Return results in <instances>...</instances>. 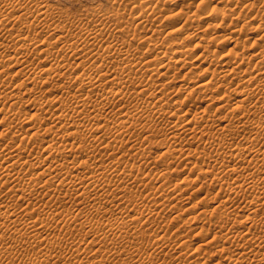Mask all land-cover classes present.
<instances>
[{"label": "bare ground", "instance_id": "obj_1", "mask_svg": "<svg viewBox=\"0 0 264 264\" xmlns=\"http://www.w3.org/2000/svg\"><path fill=\"white\" fill-rule=\"evenodd\" d=\"M47 1L48 0H0V113L3 114V117L0 120V127H1V129H0V226L1 227L3 226V228L5 227L4 230L0 229V247L1 246L3 247L4 245H5V247L7 246L6 250L5 249H4V251L0 250V264L2 262H3V264H4V262L6 264L9 262L11 263L15 260L14 255L17 251L14 249L15 246H14L13 242H15V245L17 244L16 247L17 246L20 247V244L23 243L21 241H23V240H26L25 245L28 243L27 246L31 245V248L33 246L35 249L37 248L40 250L41 247L44 245L47 252L49 251V249L51 251L53 250V252L57 251L56 252L57 255H52V253L49 254L50 253L49 252L48 256H45V257L41 256V259L39 258V260L36 257L37 260L34 259L35 262H33L31 260H30V262H26L24 260V264H47V263L49 264V260H52V258H54V259L56 258V262L57 261L61 262V261H63L62 259H64V258H66L64 260H67L68 258L66 256H63L64 258L61 256L60 249L63 248L62 246H65L64 248H66L63 255L69 254L72 258L73 257L74 258L80 257V254L85 249H86L85 251L87 253V248L89 246L83 250L82 249L84 247L83 245L75 244L73 241H69V242H72L74 244H72V243L67 244L66 243L68 246L66 244L63 245L64 244L63 242H65L64 241L65 239L62 240L64 234H62V238H60L61 241H63L62 242L63 244L60 241H58V242L56 241V240H60V239H55V241H47L48 240V238H47L48 234L47 233H49L50 229L51 228L53 229L57 225V223L59 222L57 216L55 217V216L51 215L52 216L51 219H53L51 221L52 223L51 222L46 223V222H44V219L42 220V218L40 217L39 214H41V213L39 212V210H38V212H39L38 213L37 210L33 208L34 210H32V212L29 213L30 211L27 209L28 208L30 209V207H36L37 206L38 209L41 208L42 210H45L43 212L46 213L47 208L55 207L57 209L59 207V209H60V208H62V207H60V205H62L63 203L65 204V202L67 200H70L71 203L73 201V203H75V205L77 203L84 205V207L87 208L86 210H89L91 212L94 211V212H96V215L97 214L100 215L99 213H102L104 216H107L106 213H108V209L105 206V200H103L104 203L102 201L96 202L98 200L95 201L96 194H94V193L99 194V196H100V193L107 195L106 193L108 192V187H110V188L113 186L116 187V189L114 190L116 192V190L117 191L119 190L117 188H119V186H120V187H122V189H121L122 192L120 191L121 195L119 194L120 195L119 200H121V198H123L124 194L128 190L132 191V189H130V187L132 188V186H130V187L127 186L125 184L126 183L125 181H127V182H129L130 180L132 181V179H134L138 174L140 175V173L143 172L142 171V169H143L142 165H141L142 166L141 169L136 166L139 163H141L136 158L137 161H139L138 164L133 166V168L136 167V170H137L136 175L134 174L135 168L134 169L130 168L131 170L130 171L127 170L128 172L122 170L121 172H123L122 173L123 178H122V176L120 177L118 175V173L121 170V169H119L120 164H121V160H120V158L114 159L115 155L113 154V152L115 150L114 148H116L115 145L121 144L119 146L117 145V148L120 146L123 147L122 144L124 143V141L123 142H117V138H119V136H120V135L118 136V134H121V137H122L123 136L122 133H125V131H128V133H130L129 129L132 128V126L134 124H136L135 120H138L136 118H139L142 116H144V117L148 116L150 119L152 117V116L150 117V115H153L154 112H156L155 110H161L162 111L161 116L154 114L156 117L158 116V118H159L156 120H161L162 117L166 118L167 114H170L171 116L173 115V117H176V116H174V114L179 115L180 113H183V116L187 115V117H188L189 116L188 114L190 112V110H189V112H187L185 110V108L183 109L180 107V105L182 104V102H180V101H179V103H176V105L174 104L173 107L172 106L170 107V106L166 105L167 102L164 100L165 97L167 99L166 95H169L172 92V90H168L167 88H164V86L166 84H167V86L170 87V84L172 85V83H177V88H175L176 90L174 89L173 92L176 91L175 93L177 95L178 92L180 93V89L182 91L188 90L187 91L188 97L190 96V94H192L194 88H193V85L191 86V84L193 83V81L191 80L192 78L190 79V81H188L189 79L185 80L186 77L185 78L182 77V79H184V80H181L180 79L181 77L178 76V74H177L179 71H181L180 69H182L184 67V65L187 63L186 59H185V52H183L184 50L183 51H182V49L179 50L180 49L179 47H178L179 49L175 48L174 43H176V42L170 43L171 45L169 46V48L167 47V50H164L161 47H159L157 43H151L154 41L155 37H159V36L162 37L164 35V32L162 30L159 31V29H156V30L147 29V30H149L148 32H150V33H148V36H145L143 38V40H142L143 42L141 41L142 43L146 44L147 51L145 52L143 57H140V56L137 57V52L135 50L132 51L129 48H126V46L128 45L127 40H125V42H121L120 44L114 43L116 45V47H114V48L112 46L107 47V48H102V46H101L102 45L101 43L103 41L101 39H104V43H105L106 37H107L108 43H111L108 40L109 38L112 41H114V39L117 41L116 36L119 33V31L122 29V26L124 27V25H125L124 23H126V21L123 23V20L126 17L119 13V11L121 10L120 7H119V9H115V11H113L114 16L118 17L120 19V21L115 23V24H112L111 26H109V24H108L109 27H106V25H104V23L102 22V21H104L103 18L105 19V16L109 15V13L104 14V12H103V14L100 15V9L93 10L91 14L86 13L87 16L91 18L90 20L87 18L88 20L84 22L82 19L78 18L80 20H77V21L74 20V22H72V20H71V21H69L70 23H68V24H67L68 21H66V24L64 23L65 25L60 26V25L55 24V22H54L55 11H54L53 5L52 6H51V4L49 5L48 4L49 2H47ZM122 1H124V0H122ZM127 1H130V0H127ZM202 1H205V0H202ZM230 1H232V0H230ZM230 1L228 2V0H227L228 3H230ZM238 1L236 3H238ZM242 1L244 2L243 3L244 5H246V4L250 5V3H249L250 0H242ZM242 1L240 0V4ZM256 1L257 0H255V2ZM154 2H155V0H154ZM156 2H157V0H156ZM219 2H220V0H219ZM255 2H253V6L251 4V6H252L251 8H253L254 6L257 5V4L254 5ZM127 3H128L127 5L132 3L131 4L132 7L130 9L131 14H129V17L131 15L132 16L131 18L134 20V24H136L138 26H142V27H144V29H145L146 25L152 24V21H153L152 19L155 17V15H157V14L161 13V11H163L162 8L160 7L161 5L159 4L160 5L159 6L158 3L154 4L153 0H132L131 2H127ZM233 4H234V0H233ZM258 4H260V3H258ZM263 4L264 3L260 4V6H263ZM173 5H177V3H173ZM244 5H243V7H244ZM258 6H256V7L258 8ZM236 7L238 8L237 5H236ZM247 7H248V9H250L249 8L250 6H248V5L246 6L245 9H247ZM226 8H225V11H226ZM228 8H229V6H228ZM254 9H252V11H254ZM260 9H261V7L258 10H260ZM221 13H220V16H221ZM223 13H226V12H223ZM236 13H238V12H236ZM197 14H195V12L192 13V16H189L187 14L186 20L187 19L188 20L191 19L192 21L200 20V17H199L200 15L198 16ZM253 14H255V12ZM253 14H251V15H253ZM257 14H259V13H257ZM251 15H249V16H251ZM256 15H254V17H256ZM222 16H223V14H222ZM246 16H248V15H246ZM259 16H262V14H259ZM259 16H258V18H259ZM107 17H109V16H106V18ZM175 17H177V16H175ZM179 17L180 16H178V18ZM178 18H176L175 19L176 22L174 21L175 23H173V26L175 28L176 27L178 28V26L180 24V18H179V20H178ZM202 18H204L203 15H202ZM224 18H226V17H224ZM236 18H238V17H236ZM258 18L256 19L257 21L260 20V18L259 19ZM99 19H101V20H99ZM244 19H246V18H244ZM252 19H255V18H252ZM262 22L264 23V21H261L260 23H262ZM251 23H250V21H248V23H246V25L245 24L243 25L244 28L247 27L248 25H250ZM186 24H187V21H186ZM215 24H217V23H215ZM261 25H258L257 28H260ZM212 26H213V24H212ZM218 26H219V24L216 25L215 27H218ZM240 26L242 27V25H240ZM183 27H185V26L184 25L179 26L178 31L177 30L176 31L180 32ZM241 27H240V29L243 28V27L242 28ZM261 28H263V27H261ZM215 29H217V28H215ZM184 30H185V28H184ZM258 30H261V29H258ZM182 31H183V29H182ZM241 31H243V30H241ZM146 34H147V32H146ZM164 37H166V36H164ZM241 37H243V36H241ZM246 37H247V35L244 36V40H248V38H246ZM262 37H261V40L263 39ZM216 39H218V38L216 37ZM259 39H260V37H259ZM100 40H101V43L98 47L101 46V48L96 49L95 48L96 44ZM213 40H215V39H213ZM213 40H212V42H214ZM238 40H239V37H238L237 41H235V39L231 41V43L233 41L237 42V43L234 42L235 43V44H233L234 47H235V45H237L241 42V40H239L240 42ZM210 42H211V38H210V41L208 40V42H207L208 44H206V43L203 44V42H201L202 44L200 43V45H199L197 43L198 46H196V47H198V48H196V49H199L200 51L204 52L209 48ZM253 43L255 44V43H257V41H255ZM254 44H253V46H254ZM259 45H261V44L260 43L255 44V46L260 47V48L256 49L253 52L255 54H253V53H252L253 55L251 54L253 57H255L254 59H256V62H255V64H253V68H252L251 72L250 71L247 72L248 70L242 69V64H243L242 61H244V59L242 57L244 55H246L245 54L246 52L243 51L245 49V47H243L244 49L242 48L243 52L240 51V53H239V51L237 53V52H235L234 49L230 48V52L233 53L231 56L226 55L225 57L222 56V57L217 59V60L220 59V61H219L220 68H218L219 66L217 67L218 69L215 68L213 70H210L209 67L205 68V69L203 68L204 70L202 73L203 74L208 73L210 75L207 76L206 78L202 79L197 84V86L195 87V88H199L198 92H200V90L202 91L201 94L202 93L207 94L209 92L213 93L215 90H220L221 88L223 89V87H224L225 90L223 91L221 89L222 90L221 91L222 96L221 95L220 96L222 98H228L227 99L228 102L232 101L233 104L232 103L231 104L233 105V107L230 108L231 104L228 103L227 101H226L227 103H225V100L222 99V100H224V104H220V106L217 108L222 110L221 108H223V107L226 108V105L230 104V105H228V107L231 109L232 114L236 111H237L236 113H238V111H239V115L235 117L236 118L235 122L238 123V124H235V127H232L233 124L235 123L232 120L234 122L233 123L231 121L233 123L232 126L231 125L228 126L227 125L228 123H227L225 126L223 125L221 127L220 125H218L219 124L218 123V124H216V126L218 125V129H216V132L210 130V127L213 129L212 126H214L215 121L212 120L213 121V123L211 122L213 124L212 125L211 123H209L211 121V120H209L210 118L205 117V115L209 111H212L209 109H208L209 111H207V108L209 106L208 105V106L204 107V109H202V111L200 110L201 112L199 111L197 114L195 113L196 114L195 116L192 114L191 118L185 119L184 117H186V116H184V117L182 116L186 120V121H184V122H186V123H184V125L180 121L181 119L177 118L180 121V124L182 123L180 125L181 127L179 126V123H178V126L180 128H182V126H183L182 130H183V132H185V134H181L182 130L180 131L178 129L179 130L178 131L175 129V127H173L175 130L173 129L174 131L173 132L171 131V133H172L171 139L174 138V139H172V142H173V140L180 138L182 135H184V138H185V135H187L186 134L187 132H189L188 134H190V133L195 134V136H193V139L195 137H197L198 136L197 134L199 133L200 136H198V137L200 139H204V140L206 139V142L204 141L206 143L204 145H207L206 147H208V145H209V146H211V148L213 147V148L217 149V151H215L217 156L213 155L212 153H210V154H212L213 157L206 156L205 154L207 152L203 151V152H205L204 156H206V157H203L202 156L203 154L200 155L202 157L197 155L198 156L197 161L194 162L195 161L194 159H196V158H194L193 159L194 161L192 160V163L194 162V165H196V166H197V164H200V163L205 164V165L201 166L203 169L200 166H198V168H200L202 170H204V166L207 168L211 166L213 170L216 169L217 173H215V171H214V173H215V174H213L214 176L212 178L211 177L210 178L216 181V185L214 183L215 186H217L218 181H221L224 179V181H225L224 184L227 185L228 187L221 186L220 184H219V187L221 186V188H223V189L225 187L229 188L228 191H230L231 194H227V197L231 198L232 192L236 193L235 195H239V197H241V193H246V192H250V191H254V192L257 191V193H258L256 197H255V195H256V193H255V195L252 197L254 200H251L252 203L254 201L256 211H253V209H251L250 213L248 212L249 213L248 214V213H246L248 211V209H247V211L245 210L246 211L245 213L247 214V216H246L243 213V215L246 218V219L244 218L245 220H243V217L241 216L242 220L246 221V224H248V226L244 227L245 229L244 230L242 229L241 231L239 229L235 230V227H237V225L239 227V225L241 224L240 222L243 223V221L241 219L237 220V215L235 216L236 212H234V208H233L234 206L233 205H232L233 209L231 208V205H230V207H228L229 205L227 206V204L229 202H231L229 200L228 203H226L228 198H227V200H224V201H222V200L220 202L218 201L219 204L217 203L215 208H213V210H217L219 208L221 209V207L225 208V209L222 208V211H221V213H223V211L225 210V212L223 213L224 215L223 214L221 215V213L219 215H217V217L218 216L219 217L214 222L211 221L212 219L211 220L209 219V217L213 216V213H214L212 210V206H211V209L209 208L212 212L208 208H207L208 209L207 211L205 209L201 210L202 209L201 208L197 211H194L193 212L194 214L191 212L193 214V215L191 214L192 216L189 215L192 219L188 218L190 220V221L189 220L188 221L191 222V220H192L193 224H194L195 222L198 221V219L200 218V215L206 216L208 212L211 214V216H207L208 218L204 216L205 220H208V223H205V224H209L210 222H212L211 223L212 228L214 227L216 230L212 233L210 232L211 234H209V232L206 231L207 233L204 235H206V236L211 235V236H208V237H210V239L208 241H206V240L205 241L209 242L210 244L214 243V242L218 244V248L216 247L217 251L215 249V252L217 253L216 256L221 255L224 258L226 257L227 259L226 258L225 259L227 260V264H264V221H263L262 226H260L258 231L256 229H254L255 231L258 232V234L260 236L259 235L257 236V234L253 230V228L256 227L257 223H258V227H259V222H261V220H262V218L260 217L261 219H258V220H260L259 222H257V223L253 222V221H255V218H254L255 215L254 214L257 212L258 208L260 209L262 206H264V171H263L264 170V168H263L264 167V152H263L264 150H262V151L260 150V148L262 147V144H261L262 142L260 143L261 147L259 149L256 148V146L259 145L258 144L259 143L258 140H260L259 137L260 136H261V138L264 137V136H262V135H264V134H262L264 132V119L262 118L264 115V104H262V105L259 104L260 103L259 99L261 97H264V82L261 79L262 76H264L263 75L264 74V48H263L264 45L263 44L261 46H259ZM237 46H239V45H237ZM213 51H214V53H216L215 52L216 50L213 49ZM181 52H183V53L181 54ZM13 53H15L16 55H14ZM226 54H228V53H226ZM203 55L204 54H201V56H202L201 59H203V60H201V62L202 63L208 62L207 60L209 59L208 58L209 56L206 57V55L205 56H203ZM249 55H248V57H249ZM150 57H154V60H151V62L149 60ZM32 58L33 59L36 58L37 61H34ZM198 59H199V57H198ZM248 59L251 61L250 57ZM10 60L14 61V64H11L12 66L10 65L11 67L8 66L10 63L7 62ZM152 61H153V63L155 62L154 65L152 64ZM212 62H211V64H212ZM6 63H8V64H6ZM13 67H14V69L15 68L16 69L18 68V69L15 70L14 72H11L9 69L10 68L12 69ZM175 70H177L178 72L176 73ZM172 71H174L175 73ZM171 72L173 74H171ZM147 73H149L150 75L148 77H145L148 75ZM20 75H22L19 78L20 80H18L15 83L13 82L11 84L12 80H14L15 77H19ZM153 76H157V78H158V79L156 78L157 80H160L159 79L160 77H163V78L166 77L167 80H166V82L164 81V84L165 83L166 84L164 85L161 83L160 84L157 83V80L154 79ZM237 77H240L241 79L237 80L236 82L233 81ZM223 78H229V80L226 84H225V82L227 80L225 82H221V80ZM8 81H11V82L9 83ZM129 81H131V82L135 81V86H134V88L132 87L133 88L132 90H129V91L124 90L123 91V90H120L121 88L119 89V87H121L120 85L122 83L124 84L125 82H129ZM242 83H244L243 84L244 86H243V88H240L239 86ZM238 88H240L241 90L238 91ZM165 89H167L166 91H170V93L163 91ZM194 91H195V89H194ZM166 93H168V94H166ZM234 93H236V95H234L235 97L233 96ZM173 95L175 97L174 93H173ZM198 95H200V93ZM172 97H170V98L168 97V100L171 99ZM186 97H187V95H186ZM197 97H199V96H196V98H195L196 100H198ZM218 97H219V94H218ZM183 98H184V96H183ZM192 98H193V95H192ZM126 99L131 100L130 101L131 103L132 102L135 103V104H133V106L136 105L135 111L130 110L127 107L128 105L124 104V102L127 101ZM184 99H186V98H184ZM189 99L191 100V98H189ZM189 99H187V100H189ZM187 100L185 103H187ZM214 100H215V97H214ZM128 101H127V103H128ZM170 101H173V100H170ZM260 101H261V99H260ZM23 104H24V106H28L30 108L31 112L25 111V109H24L25 107L22 108ZM169 104H170V102H169ZM165 105L167 107H165ZM134 108H135V106H134ZM229 108H226V109L228 110ZM184 110L186 111V113H184ZM215 112H216V110H215ZM156 113L158 114V112H156ZM211 113L210 114L208 113L207 115H211ZM232 114H230V115H232ZM259 114H262L261 118L263 120L261 122L256 123V121L254 120V124H253V123H251L253 121L252 118L249 121L251 116L253 117V115H259ZM106 115H109V117H110V115H114L115 117H117L118 122L113 123V120H112V124H110L111 122L104 123L103 121H107ZM170 115H167L168 116L167 119H169V120L166 119L167 121H165V119H164L162 121L167 122V124H168L170 122V118H169ZM40 116H42V117L40 118ZM232 116H234V114ZM177 117H181V116L179 115ZM209 117H211V116H209ZM222 117L220 116L218 118L220 119ZM228 117H230V116H228ZM255 118H257V117H254V119ZM258 118H260V117H258ZM47 119H49L48 123L46 121ZM139 119H141V118H139ZM259 120H257V121H259ZM174 121L175 120H173V123H174ZM202 121H206L205 125H204V122H202ZM221 121H223V120H221ZM226 121H227V119H226ZM249 122L251 124H248ZM145 123H147V121ZM202 123H203V125H202ZM136 126L134 125L135 128H136ZM170 126L172 127V125H169V128H170ZM179 127H177V128H179ZM170 129H172V128H170ZM220 130H221V133H222V130L225 132V134L224 133L222 134L223 138H222V136H221V138H219V137L215 138L214 136H216V134L218 133V131L220 132ZM112 132L116 133V135L118 137H116V135H115V137H114V135H112L113 139L110 138L111 140L107 141L106 140L107 136L112 134ZM169 132H170V130H169ZM169 132H168V134H169ZM209 132H212V133L214 132L216 134L205 136V135L209 134ZM236 132H237L236 135L238 138L243 136V139H244L243 143L245 142V140H247L246 141L247 144L245 143V145H246L245 147L247 149L243 148V149L239 150V146L237 145L236 148H238V149L237 150L235 149V151H232L231 153H229L227 150H224V148L227 149V147H225V146L230 145L232 143L231 140H233V142H234V139L236 137V135L234 133H236ZM247 133H249L250 135ZM233 134L235 135V137H233L234 136ZM245 134L249 135L250 137L249 136L246 137ZM131 136H130V138H131ZM203 136H205L206 138H204ZM130 138H128V139H130ZM197 138H195V140ZM249 138H251V139H249ZM178 140H180V139H178ZM178 140H177V142H178ZM195 140H194V142L196 143L197 141H195ZM238 140L239 139H237L236 141H238ZM241 140H239V142ZM120 141H121V139H120ZM198 141H200V140H198ZM187 142H189V141H187ZM204 142L200 141L201 144ZM113 143H115V144H113ZM125 143H126V140H125ZM125 143H124V145H125ZM127 143L126 144L128 146L130 144V142L127 141ZM200 143L198 142L199 146H201ZM243 143H242V145L244 146ZM112 144L114 146H112ZM131 144H133V143H131ZM149 145H151V144H149ZM178 145H180V144H177V146ZM134 146H131L130 148L132 149V147H133L134 149H136V147H134ZM233 146H235V144ZM112 147H114V148H112ZM165 147H167V145ZM190 147H191V144H190ZM190 147H188V148H190ZM195 147L198 148L197 146H195ZM144 148L147 149V147H145V146H144ZM196 148H195L196 152L192 149H191V151L198 153L199 148H198V151ZM208 148H207V150H208ZM38 149H42L40 151H43L42 155L44 153L45 156H42V155L37 156ZM118 149H116V150H118ZM141 149H143V148H141ZM146 149H143V150L145 151ZM177 149H179L178 150L179 151L178 155H179L181 149H180V147ZM248 149H249V152H251L252 157H249V155H247V154H246V157H244L245 152ZM35 150H37V151H35ZM112 150H113V152L111 153ZM147 150H148V152L151 151L150 149H147ZM243 150H246V151L243 152ZM34 151L36 152V155H34V153H33ZM144 151H143V153H144ZM146 151H145V153H146ZM170 151H171V149H169V152ZM173 151H174V149H173ZM191 151H190V153H191ZM200 151H202V149ZM108 152H110V153H108ZM137 152H139V150ZM165 152L167 155L170 156V158L173 157V156H171V153L168 154L169 153L168 149ZM165 152L163 151V154H164V156L167 157ZM174 152H176V151H174ZM107 153L110 155L113 154L114 156L113 157H107L106 156ZM114 153H117V152L115 151ZM129 153H127V155H129ZM132 153H130L131 156L133 154H136V153H133V154ZM140 153L141 152H139L138 154L141 155ZM199 153H201V152H199ZM39 154H40V152H39ZM182 154H184V152ZM210 154L208 153V155H210ZM122 155L120 154V156H122ZM172 155H173V153H172ZM195 155L191 154L190 157L195 156ZM103 156H105V157H103ZM120 156H118V157H120ZM146 156H144V157H146ZM142 157H139V158H142ZM166 157H164V158H166ZM184 157H185V154H184ZM190 157L188 156V158H189L188 161L190 160ZM133 158H131V159H133ZM153 158H150V159L153 160ZM178 158H180V155L177 156V159ZM191 158H193V157H191ZM212 158H214V159H212ZM121 159H123V156ZM142 159H144V158H142ZM142 159H140V160H142ZM157 159H158V157H157ZM168 159L169 158H166L167 161H168ZM156 160H154V161H156ZM154 161H151L150 165H151V163L153 164ZM241 161H242V163L245 162V164H247L246 168L252 164H253V166H251L249 168H254L253 171L250 173H248V170H246L248 176L245 174L247 176L246 177L243 174V177H246L245 179L242 178L244 180L241 181V178L238 177V179L240 180L239 181L238 179L235 178L237 176L236 175L234 177L235 179L233 178L231 185H230L226 182V180L228 178L225 180V177L222 178L220 176H217V174L218 175L222 174L224 176H226V174H227L228 176L229 175L231 176L233 174H236L237 172H238V174H241L242 172L241 173H239V172L242 170H240V166H238L241 164L240 163ZM133 162H134V160H133ZM210 162H213V163L210 164ZM229 162L231 163L230 165L224 164V163H229ZM235 162H237L238 164ZM123 164H125V163H123ZM130 164L127 163V165H129V167H130ZM144 164H146V163L144 162ZM190 164H191V162H190ZM219 165H221V166L218 167ZM64 166H66V168H67V169L65 168L66 172H65V170H63V172H61L62 171L61 168L62 167L64 168ZM166 166H167V164H166ZM242 166H241V169H242ZM131 167H132V165H131ZM243 167H245V165ZM37 168L38 169L43 168V169H41V171H37L38 170ZM35 169H37L36 172H35ZM166 169H165V171H166ZM143 170L145 171V169H143ZM167 170L169 171V169H167ZM172 170H174V169H172ZM202 170L200 172H198L199 173L198 175L196 174L197 179L194 177L193 180L194 181H202L201 183L203 184L204 182L206 183L210 180L209 179L208 181H206V178H207L208 174L211 175V173H213V170L211 173H207L205 176H204L203 172H205L206 170L205 171H202ZM218 170H219V172H218ZM243 171L245 173V169ZM150 172H147V173L149 174ZM169 172L168 173H166V172L160 173V175L158 176L159 177L158 181H159L160 185L158 187H156V190L164 191L165 189L170 188V187H172L171 190H173V189L176 190V189H180L182 187V186L181 187L178 186L179 183L178 184L176 183L177 185L176 184L175 185L171 184L172 186L170 185V183H173V182H170V180H169V182H170L169 183L167 181V179H169L168 178ZM192 173H193V171H192ZM143 174H145V173H143ZM141 176L138 177V180L141 178ZM153 176H155V175H153ZM153 176H150V174H149V177H153ZM126 177L129 180H125ZM132 177H134V178H132ZM142 177L144 178L145 176L143 175ZM177 179H179V178H177ZM231 179H232V177H231ZM190 180H185V181L183 180L181 182L185 184L184 185L185 187H191L192 183ZM131 181H130V183H132ZM139 181H137V184ZM142 181H143V179H142ZM142 181H141V186L144 184V183H142ZM213 182L210 185H213ZM147 183H149L148 180H147ZM201 183H198V184L200 185ZM205 183H204V185H205ZM150 185H151V183H150ZM194 185L196 186V182ZM205 186H204V188H206ZM207 187L210 188L209 186H207ZM146 188H148V186H146ZM154 188H152V189H154ZM200 188L198 187L197 189H200ZM202 189H203V187L200 190L201 193H202ZM140 190H141V188H140ZM216 190L214 189V192ZM177 191H179V190H177ZM206 191H207L206 193L208 194V189ZM216 192L218 193V191H216ZM221 192L223 193V191H221ZM225 192L222 196H221L222 193L219 192L220 195H218V198L220 196L222 198H225V195H226ZM133 193H135V192H133ZM136 193H137V191H136ZM158 193H156V191H155L153 194H155V196H157ZM161 193H160V196H162ZM203 193H205V191ZM251 193H249V194H251ZM61 194H63V196H60ZM93 194L95 195V197H92ZM128 194H131V192ZM179 194L180 193H178L177 195H179ZM113 195H114V193H113ZM116 195H118V194L116 193ZM126 195L127 194H125V196ZM141 195L143 197V194H141ZM141 195H139L137 200H139V199L143 200L144 199V198L142 199L140 197ZM145 195H144V197H145ZM163 195H164V193H163ZM177 195L169 196L170 198H168V199L166 198L164 200H168V202H169L173 198L178 199ZM245 195H247L249 197L248 193H246ZM245 195L243 196V194H242V196L244 198H246ZM252 195L253 194H251V196ZM149 196H152V195L150 194ZM155 196H152L151 198L149 197L148 198L149 200L147 198H145V201H147V202L150 201V204H151V206L150 205L149 206L147 205V206L149 208L153 207V209L150 208L149 211L147 210L148 214L146 213L147 208L145 209V206H144L145 204H143L145 210L142 209L143 211H145L144 212L145 215L140 210L142 213L140 214L138 212L140 214V216L138 215L139 217L136 214H135L136 217L130 216L129 211L128 212L126 211L127 214H124L125 216L123 215V216H120L117 218H114V216H113V218L111 217L112 219H109L107 217L105 218L102 215L100 216L99 219H97V217L93 218L95 215L93 217H91L92 214L89 215L91 212L90 213L86 212L87 215H89L90 217L86 215V216H83L82 218H80V217L75 216V215L72 216L75 213L74 212L73 214L71 213L72 215H70L68 217H67L68 214L65 215V217H67V218L62 221V224H61L62 226H60V230H62L63 232L68 231L69 232L68 235H69L70 232L72 234V231L77 229V228H81V227H82L81 229L86 228V233L90 232L91 230L93 233V231H95L94 230L95 228L98 227V229H99V227H101V229H99L100 233H99V231L94 232V234L97 236L98 240L100 238L101 244H98L99 241L97 242V240H96L97 245H94L95 242L93 239H95V238L91 239L92 238L91 237L90 238L92 240L91 241L90 239L89 240L87 239L89 237V235H88V237H86L84 235L86 237V239L88 241H90L87 243V245L91 244L92 247L93 246L96 247L95 251L92 250L95 252V255H96V253L98 251L101 252L105 248L106 243L109 242V243L113 244L114 246H115L114 243H116V244L118 243L120 245V247L117 250L111 251L112 250L111 249L110 250L111 252H108V253H110L109 254L110 258L113 259V261L116 260V263L119 259L122 260L121 258H123L125 256V252L129 251L130 249H131L130 256L128 255L129 254L128 252H127L128 254L126 253V256H129L128 261L126 263H125L126 260L123 261L125 264H147V263H152L151 261H153V260L154 261L156 260V262H158V261L164 262L165 261L164 259L161 260L162 255H164V253H162V252H164V251H166V253L168 252L166 254L167 256H168V254H169V256H170V254H172L174 256V257L172 256V258L179 260V261L181 258L180 254L185 253V255L187 254L188 256L191 257L192 255H194V251H192L189 254V251H188L189 244L187 243L188 241H182L180 243V240H178V243H176L175 245H172V244H170V242L168 241V239L165 236L159 234L160 231H158V230L157 231L154 230L155 232H157V234H156L157 237L154 238V234H153L151 237V239L153 238V241L150 239V241L153 242V243L151 242V244H152L154 252L152 254L148 255L149 251L147 250L148 251L147 252L145 249V251L148 255L147 256L145 254V252L142 250L143 249L142 239H143V236L145 235L146 231H148L146 226H151L150 223H152L153 221L156 222V219H157L156 217L161 215L160 211L162 213V211L165 210V209L162 210L163 208L159 209L160 208L159 206H161V204H162V202H161L162 198L160 199V198H158L160 196H158V197H155ZM214 196H216V195H214ZM101 197L97 196V199L101 198ZM116 197L118 198V196L112 197L111 203L115 200ZM126 197H125V199H126ZM235 197L237 198L238 196H235ZM9 198L14 199L15 201H13V202L21 201L20 202L21 204L19 203L20 205L17 202V205H19L20 207L16 208L15 205L13 206L12 202L10 204L7 201V199H9ZM92 198H95V199H92ZM131 198H133V197H131ZM203 198L204 197H202L200 200H203ZM238 198L236 200H238ZM205 199H207V198H205ZM119 200H117V201H119ZM130 200H132V199H129L128 201H130ZM141 200H139V201L141 202ZM236 200L234 199V201H236ZM9 201H10V199H9ZM106 201H107V199H106ZM126 201H127V199H126ZM126 201H124V198H123V201H122V202H124L123 204H125ZM211 201H214V199ZM232 201H233V199H232ZM242 201H244V200H241L238 203H240V202L244 203ZM101 202L103 204H101ZM120 202H117V203L121 204L122 202L121 203ZM197 202H198V200H197ZM216 202H214V204ZM248 202H246V203H248ZM108 203L110 204V200ZM138 203L137 202H135V203L130 202V205L132 204V206L137 207L139 205ZM201 203H203V201ZM206 203H203V205ZM119 204L117 206H119ZM22 205H25V206L22 207ZM66 205H68V202L66 203ZM114 205H115V203H114ZM126 205H127V203H126ZM62 206H65V205H62ZM74 206H72V204H71V207H74ZM171 206H170V208L172 209ZM193 206H195V205H193ZM240 206L238 205V207L237 206H235V207L238 209ZM71 207H70V209H72ZM81 207L79 206V208H81ZM121 207H123L122 210L126 209V207L124 208V206H121ZM242 207L248 208L245 204ZM55 208H53V211L55 210ZM128 208H129V206H128ZM167 208L170 209L169 207H167ZM41 209H40V211H42ZM49 209H48V211L53 212ZM140 209H141V207H140ZM171 209H170V211H171ZM61 210H64V209H61ZM137 210H139V209H137ZM137 210H136V212H137ZM172 210H174V209H172ZM178 210L180 211V209H178ZM186 210L188 211V209H186ZM190 210H191V208H190ZM238 210L243 211L244 209L239 208ZM82 211L85 212V209ZM118 211H120V209H118ZM118 211H117V213H118ZM133 211L135 212L134 209H133ZM179 211H177L178 213H176V211H175V215L173 217H171L172 219H174V221H176L175 219L180 217ZM260 211H261V209H260ZM262 211H263V214L261 213ZM262 211L260 212V214L259 213L258 214L259 215L262 214V217H264L263 208H262ZM97 212H99V213H97ZM86 213H84V214H86ZM123 213H125V212H123ZM123 213L119 212V214H123ZM195 213H197V214H195ZM42 214H41V216H43ZM62 214L64 215V212ZM114 214H115V212H114ZM216 214H218V211ZM46 215L49 216L48 213ZM54 215H56V214H54ZM57 215H58V213H57ZM63 215L61 217H63ZM78 215H80V214H78ZM112 215H113V213H112ZM162 215H163V213H162ZM239 215H241V214H239ZM51 216H49V218ZM102 217L105 219H102ZM108 217H110V216L108 215ZM160 217H159V220H160ZM214 217H215V214H214ZM217 217H215V218H217ZM162 218H161V220H162ZM165 218L166 217H164V220H165ZM168 218H170V216ZM46 221H48V220H46ZM174 221H173V223H174ZM237 221H240L239 222L240 224H237L238 223ZM59 223H61V222H59ZM230 223L232 225H230ZM198 224H199V222H198ZM198 224H195L194 227L191 226L193 228L190 227V229H191V231H192V229L193 230L195 229V231H196V229L197 230L199 229V233L203 234L206 230L203 226L204 224L202 226H198ZM210 225H208V226H210ZM78 226H81V227H78ZM241 226H245V224H243ZM56 228H57V226H56ZM10 230H12V231H10ZM57 230L59 231L58 228H57ZM163 230H165V229H163ZM174 230L177 231L176 229H174ZM51 231H53V230H51ZM62 231H60L59 234H61ZM178 231H180V229ZM54 232H55V230H54ZM80 232H82V231L80 230ZM130 232H131V234L134 233L135 235L134 234L131 235ZM259 232H261L262 235ZM50 234L51 233H49V236H50ZM65 234L66 235L64 236V238L67 236V232ZM78 234H80V233H78ZM89 234H90V236H92L91 233H89ZM44 235H46L47 237ZM177 235H175V236H177ZM199 235H197V236H199ZM53 236H52V238H54ZM179 236H181V235H179ZM243 236H246L247 238L242 239L241 242L238 241V240H241L239 238L243 237ZM82 237H83V234H82ZM172 237H173V235H172ZM183 237H185V236H183ZM190 238H189V240H190ZM29 239H31V240H29ZM144 239H143V241H144ZM203 239H202L203 242L200 240L201 241L200 245L204 244V246H205V243H204L205 241ZM67 241L68 240H66V242ZM80 241H78V242L80 243ZM85 242H87V241H84V243ZM84 243H82V244H84ZM144 244H145V242H144ZM146 244H147V246L150 245L148 243H146ZM11 245H13V246H11ZM211 245H213V244H211ZM21 246H23V245H21ZM107 246H106V248H107ZM141 246H142V249H141ZM214 247H215V244H214ZM23 248H24V246H23ZM111 248H113V247H111ZM127 248H129V250ZM7 249H9L10 252ZM17 249H19V248H17ZM57 249H59V250H57ZM91 249H93V248H91ZM199 249H200V247H199ZM25 250L28 251V249H25ZM31 250L36 252L34 249H31ZM39 250H37V252L40 254ZM62 250H64V249H62ZM14 251H16V252H14ZM140 251L142 252L143 255L145 254L147 256L146 260H142L144 257L141 259ZM105 252H107V251H105ZM151 252H152V250H151ZM17 253L19 254V256L22 255V254H20V252H17ZM108 253H107V256H109ZM41 254L44 255L45 253H41ZM209 254H210V252H209ZM85 255L83 258H86V261L83 258H82L83 260L81 258H80L81 260L79 258L77 259L79 261V264H111V262L113 264L115 263L111 259H110L111 261L108 260L109 258L107 256H106V258H108V259H106V260H102V259L98 260V259H100V258H98V259H96L97 261H92V260H90L91 258L89 259L90 255L88 257H85ZM175 255H177V256H175ZM34 256H36V255H34ZM227 256H229V257H227ZM97 257H99V256H97ZM159 257H161V258H159ZM222 257H221V259H222ZM72 258L71 259L69 258V259L73 260ZM30 259H33V258L30 257ZM196 259H199V258H196ZM206 259H209V257L205 258V263H207ZM123 260H124V258H123ZM53 261H52V264H53ZM73 261L76 262L75 259ZM163 262H160V263L162 264ZM194 262H197V261L194 260ZM199 262H200V260H199ZM222 262L224 263L223 260H222ZM20 263L21 262H19V264ZM77 263H75V264H77ZM121 263H122V261H121ZM160 263H158V264H160ZM165 263H167V262H164L163 264H165ZM187 263H189V262H187ZM219 263H221V262L219 261L218 264ZM12 264H14V263H12ZM63 264H66V263H63ZM118 264H120V262ZM152 264H154V263H152Z\"/></svg>", "mask_w": 264, "mask_h": 264}, {"label": "rangeland", "instance_id": "obj_2", "mask_svg": "<svg viewBox=\"0 0 264 264\" xmlns=\"http://www.w3.org/2000/svg\"><path fill=\"white\" fill-rule=\"evenodd\" d=\"M132 0H130V1H127V0H124V1H122V0H48L47 2H49L48 4L50 5L51 4V6L53 5V8H54V11H55V13H54V22H55V24H57V25H60V26H62V25H65L66 24V21H68L67 22V24L68 23H70L69 21H71L72 20V22H74V20L75 21H77V20H80V19H82L84 22L85 21H87L88 19L90 20L91 18L90 17H88L87 16V14L89 13V14H91L92 13V11L93 10H97V9H100V15L101 14H103V12H104V14H107V13H109V15H106V16H109V17H107L106 18V16H105V19L103 18V20L104 21H102L103 23H104V25H106V27H109V26H111L112 24H115V23H117V22H119L120 21V19L118 18V17H116V16H114V14H113V11H115V9H119V7H120V11H119V13L121 14V15H123V16H125L126 18L123 20V23L126 21V23H124L125 25H124V27L122 26V29L119 31V33L117 34V36H116V38H117V41L114 39V41H112L110 38L108 39L109 40V42H111V43H108V41H107V37L105 38V43H104V39H101V40H103L102 41V43H101V40L99 41V42H97V44H96V49H99V48H101V46H102V48H107V47H110V46H112L113 48L114 47H116V45L114 44V43H116V44H120L121 42H125V40H127L128 41V45L126 46V48H129L130 50H135L136 52H137V57L138 56H140V57H143L144 56V54H145V52L147 51V47H146V44H144V43H142L143 41V38L145 37V36H148V33H150V32H148L149 30H147V29H154V30H156V29H159V31L160 30H162L163 32H164V35L161 37V36H159V37H155L154 38V41L153 42H151V43H157L158 44V46L159 47H161L162 49H164V50H167V47L169 48V46L171 45L170 43H174V42H176V43H174L175 45H174V47L175 48H177V49H179V50H181L182 49V51L183 52H185V59H186V64L184 65V69L182 68V69H180L181 71H177V70H175V72L178 74V76H180L181 78V80H184V79H182V77L183 78H185V80H187V79H189L188 81H190V79L193 81V83L191 84V86L193 85V88L195 89V91H194V89H193V92H192V94H190V96L188 97V93H187V91L188 90H186V91H182L181 89H180V93L178 92L177 93V95H176V91H174L173 92V90L175 89V88H177V83H172V85L170 84V87L169 86H167V84L165 85L164 84V81L166 82V80H167V78L165 77V78H163V77H160L159 79L160 80H157L158 78H157V76H153V78L154 79H156L157 80V83H161V84H164L165 86H164V88H167L168 90H172V94L170 93V91H166L167 89H165V90H163V91H166V92H168V93H170L169 95H166L167 96V99H166V97H165V101L168 103H166V105H168V106H174V104L176 105V103H179V101L180 102H182V104L180 105V107L181 108H185V110L187 111V112H189V110H190V112H189V116L187 117V115H184V116H186V117H184L183 116V113H180L179 115L181 116V117H177V116H179L178 114L176 115V114H174V116H176V117H173V115L171 116L170 114H167V115H170L169 116V118H170V122L167 124V122H164V121H162V120H164L165 119V121H167V120H169V119H167L168 118V116L166 115V118H161V120H156V119H159L158 118V116H161L162 115V111L161 110H155L156 112H158V114L156 113V112H154V114H156V115H158L157 117L153 114V115H150V119H149V117L148 116H142V117H139V118H141V119H139V118H136V119H138V120H135V122H136V124H134L135 126H136V128L134 127V125L132 126V128H130L129 129V131H130V133H128V131H125V133H122V137H121V134H118V136H119V138H117V142H123L124 141V143H125V140H126V143H127V141L128 142H130V144L131 143H133V144H129L128 146H127V144L125 143V145H124V143L122 144L123 145V147L122 146H120V147H118L117 148V145L119 146V145H121V144H117V145H115L116 146V148H114V147H112V148H114L115 150H114V152L116 151L117 153H114L113 152V150L111 151V153L113 152V154L115 155V157H114V159H116V158H120V160H121V164H120V167H119V169H121L120 170V172L118 173V175L121 177L122 176V178H123V172H121L122 170L123 171H127V170H131L130 168H133V166H135L136 164H138L139 163V161L141 162V163H139L138 165H136L137 167H139L140 169H141V167L143 166V169H145V171L142 169V173H140V175L138 174L135 178L137 179H135L134 177H132V178H134V179H132V183H130V181L129 182H127V181H125L126 183V185L127 186H132V188L130 187V189H132V191L131 190H128L125 194H127L126 196H125V194H124V196H123V198H124V201H126V199H127V201L129 200V199H132V200H130V201H126L125 202V204H123L124 202H122L123 201V198H121V200H119V197H120V195H121V193H120V191H121V189H122V187H120L119 186V188H117V189H119L118 191L116 190V192L114 191L115 189H116V187H108V192L110 193H106L107 195H105V194H102V193H100V196H99V194H97V193H94V194H96V197H95V195L93 194L92 195V197H95V198H92V199H95V201L96 200H98V201H96V202H100V201H102L103 202V200H105V206L107 207V209H108V213H106V215L107 216H104L102 213H99V212H97V213H99L100 215H96V212H91V211H89V210H86L87 208H85L84 207V205H81V204H79V203H77L76 205H75V203H73V201H72V203H71V201L70 200H67L66 202H65V204L63 203L62 205H65V206H62V205H60V207H62V208H60L59 209V207L56 209L55 207H53V208H55V210L57 211H53V208H47V211H46V213L45 212H43V211H45V210H42L41 208H37V206L36 207H30V209L28 208L27 210H29L30 212L29 213H31L32 212V210H34V209H36L37 210V212H38V210H39V212L43 215V216H41V214H39L40 215V217L42 218V220L44 219V222H48V223H50L53 219H51L52 218V216L51 215H53V216H57V218H58V220H59V222H61V223H57V228L59 229V231L57 230V228H56V226L52 229H50V231H49V233H51L50 234V236H49V233H47L46 235L48 236H46V235H44V236H46L47 238H48V240L47 241H55V239H60V238H62V234H64V236L66 235L65 233L67 232V238L65 237L64 238V236H63V239L62 240H64L65 242H63V241H61V239L60 240H56L57 242L58 241H60L63 245H65L66 243L67 244H69V243H72V242H69V241H73L75 244H81V245H83L84 247L82 248L83 250L85 249V248H87L88 246V248H87V253H86V249L84 250V251H82V253L80 254V257H77V258H72L69 254H65V255H63L64 254V251H65V249L66 248H64L65 246H62L63 248L62 249H64V250H62V249H60V252H61V256L63 257V256H66L68 259L67 260H64V259H66V258H64V259H62L63 261H61V262H59V261H57L56 262V258L54 259V258H52V260H49V264H52V261H53V264H63V263H66V264H68L69 262V264H75V263H77V264H79V261L77 260L78 258L80 259H82L83 257H84V255H85V257H88L89 255V259L90 260H92V261H97L96 259H98V258H100V259H98V260H106V259H108V260H110L111 258H110V253H108V252H111V251H114V250H117L119 247H120V245L117 243H114L115 244V246L113 245V244H111V243H106L105 244V248L100 252V251H98L97 253L99 254H97L96 253V255H95V250H96V247H92L91 246V244H88L87 245V243L88 242H90V241H88L91 237V239H93V238H95V239H93L94 240V245H97V243H96V240H97V242H98V244H101L100 243V238H99V240H98V238H97V236L94 234V232H98L99 231V229H101V227H99V229H98V227L97 228H95L94 230L95 231H93V233H92V230L90 231V232H88V233H86V228H84V229H81L82 227L81 226H78V227H81V228H77V229H75V230H73L72 231V234H71V232H70V236L68 235V231H66V232H63L62 230H60V226H62L61 224H62V221L64 220V219H66L68 216H70V215H72L74 212V214L72 215V216H78V217H80V218H82L83 216H86L87 215V213H90L89 215H91V217H93L94 215V217L93 218H96L97 217V219H99L100 218V216L102 215L103 217H107V218H109V219H112L113 218V216H114V218H117V217H120V216H123L124 214H127L126 213V211L128 212L129 211V215L130 216H135L136 217V215L138 216H140V214L143 212V214L145 215V211H143L142 209H144V206H145V209H146V211L148 210L149 211V209L151 208V209H153V207H148L149 205L151 206V204H150V201H145V198H151L152 196H155V194H153L155 191H156V193H158L157 194V196H155V197H158V196H160V193L162 194V196H160V197H158V198H162L161 199V202H162V204H161V206H159L160 208L159 209H161V208H163L162 210H164V211H162V213H163V215H162V213H161V211H160V214L161 215H159L158 217H156L157 219H156V222L155 221H153L152 223H150L151 224V226H146V228L148 229V231H146V233H145V235L143 236V239H144V241H143V239H142V246H143V249H142V246H141V249L145 252V254L147 255V253H146V251L148 252V255H150V254H152L154 251H153V247H152V244H151V242L153 241V238L151 239V237H152V235L154 234V238L155 237H157V232H155V231H160L159 232V234L160 235H163V236H165L167 239H168V241L170 242V244H172V245H175L176 243H178V240H180V243L182 242V241H188L187 243L189 244V248H188V251H189V254L192 252V251H194V255H192L191 257L190 256H188L187 254L185 255V253L184 254H180V261L179 260H176V259H173L172 258V254H170V256H169V254H168V256L166 255L167 253H166V251H164V252H162V253H164V255H162V258L161 257H159V258H161V260H165L164 262H167V263H165V264H200L201 262L203 263V264H218V262L220 261L222 264H227V258L225 259L224 257H222L221 255V257H222V259H221V257L219 256V255H217L216 256V252H215V249H216V251H217V248H218V244L217 243H211V244H213V245H211L209 242H206V241H208L209 239H210V237H208V236H211V235H204V234H206L207 232H209V234H211L212 232H214L216 229L213 227L212 228V222H210L209 224H205V223H208V220H205V218H204V216L205 215H200V218L198 219V221L197 222H195L194 224H193V221L191 220V222H189L190 220L188 219V218H191L190 216H192L194 213V211H197V210H199V209H201V210H203V209H205L206 211L210 208L211 209V206H212V210H213V208H215V206L217 205V203L219 204V202L222 200V201H224V200H227V198H228V200H227V202L226 203H228V201L230 200L231 202H229L228 204H227V206L228 207H230V205H231V208L233 207L234 208V212H236L235 213V216L237 215V220H239V219H241L242 220V217H243V220H245L246 218H245V216L243 215V213L247 216V214L246 213H250V211H251V209H253V211H256V207H255V204H254V201H253V203L251 202V200H254L252 197L255 195V193H256V195H255V197L257 196V191L256 192H254V191H250V192H246V193H248V195H249V197L247 196V195H245L246 193H241V197H239V195H235L236 193H233L232 192V195H231V198H229V197H227V194H231L230 193V191H228V189L229 188H226V187H228L227 185H225L224 184V179L223 180H221V181H218L217 182V186H215L216 185V181L215 180H213V179H211L214 175L213 174H215V173H217V170L215 169V170H213L212 169V167L210 168V167H205L204 166V170H202L203 168L201 167L202 165H205V164H197V166L196 165H194V162H196L197 161V159H198V156L197 155H202L203 157H206V156H209V157H213V155H216L217 156V154H216V152L215 151H217V149H215V148H211V146H209L208 145V147L210 148H208V147H206L207 145H204V144H206L205 142H206V139L204 140V139H200L198 136H200V134L198 133H196L197 135V137H195V138H197L198 140H200V141H202V142H204V143H200V141H198L197 139L195 140V138L193 139V136H195V134H188L189 132H187L186 134L188 135H185V138H184V135H182L180 138H178V139H180V140H178V139H175V140H173V142H172V139H174V138H172L171 139V135H172V133H171V131L173 132L175 129L176 130H182V128H183V126H182V128H180L181 126V124L183 123V125H184V123H186V122H184V121H186L185 119L186 118H191V116H192V114L195 116L200 110L202 111V109H204V107H206V106H208V108H207V111H209V110H212V111H209L208 113L210 114L211 112V115H205V117H208V118H210L209 120H211L209 123H213V121H215L214 122V126H212L213 127V129L210 127V130H212V131H215L216 132V129H218V125H220L221 127L224 125H226L227 123V125L228 126H232V124L235 122V120H236V116H238L239 115V111H238V113H236V112H234L233 114H234V116H232L233 114L231 113V107H233V102L232 101H227V99L228 98H222L221 96H222V94H221V91L223 90H225L224 89V87H223V89L221 90H215L213 93L211 92H209V93H202L201 94V90H200V92H198L199 91V88H195L196 86H197V84L202 80V79H204V78H206L207 76H209L210 74H203L202 72H203V70L205 69V68H210V70H213V69H218V68H220V63H219V61H220V59L219 60H217L218 58H220V57H222V56H226V55H228V56H231L233 53H231L230 52V48H232V49H234L235 50V52H237L238 53V51H239V53H240V51L241 52H246L245 54L246 55H244L242 58L244 59V61H242L243 62V64H242V69L244 70H248L247 72H251V70H252V68H253V64H255V62H256V59H254L255 57H253L252 55L253 54H255V53H253L256 49H258V48H260V47H257V46H255V44H258V43H260L261 45L263 44L264 45V23L262 22V23H260L261 21H264V4H263V6H260V4H262V3H264V0H257L256 2H255V0H250V5L249 4H246V5H244L243 3V1L241 2V4H240V0L238 1V0H234V4H233V0L232 1H230V0H228V2L230 1V3H228L227 2V0H220V2H219V0H205V1H202V0H157V2H156V0H155V2H154V0H153V3L155 4V3H158V5L162 8V10L163 11H161V13H159V14H157V15H155V17L152 19L153 21H152V24H148V25H146V27H145V29L147 30H145L144 29V27H142V26H138V25H136V24H134V20L131 18L132 16L130 15V17H129V14H131V12H130V9H131V7H132V3L131 4H129V5H127L128 3L127 2H131ZM161 3H160V2ZM223 1V2H222ZM238 1V3H236ZM227 2V3H226ZM252 2V3H251ZM253 2H255L254 3V5H256V6H260L261 7V9L260 10H258L260 7L258 6V8L256 7V6H254L253 8H251L252 6H253ZM173 3H177V5H173ZM220 3V4H219ZM226 3V4H225ZM258 3H260V4H258ZM228 4V5H227ZM251 4H252V6H251ZM119 5V6H118ZM231 5V6H230ZM236 5L238 6V8L236 7ZM243 5H244V7H243ZM250 6L249 8L250 9H248V7H247V9H245L246 8V6ZM228 6H229V8H228ZM233 6V7H232ZM235 6V7H234ZM117 7V8H116ZM167 7V8H166ZM228 9H227V8ZM233 9H232V8ZM96 8V9H95ZM176 8V9H175ZM225 8H226V11H225ZM231 8V9H230ZM237 8V9H236ZM243 8V9H242ZM255 8V9H254ZM252 9H254V11H252ZM167 10V11H166ZM177 10V11H176ZM228 10V11H227ZM247 10V11H246ZM99 11V10H98ZM179 11V12H178ZM219 11V12H218ZM230 11V12H229ZM259 11V12H258ZM262 11V12H261ZM102 12V13H101ZM106 12V13H105ZM178 12V13H177ZM187 12V13H186ZM193 12H195V14H197L199 17H200V20H196V21H192L191 19L190 20H186V16H187V14L189 15V16H192V13ZM197 12V13H196ZM222 12V13H221ZM223 12H226V13H223ZM229 12V13H228ZM236 12H238V13H236ZM244 12V13H243ZM252 12V13H251ZM255 12V14H253ZM87 13V14H86ZM170 13V14H169ZM175 13V14H174ZM220 13H221V16H220ZM228 13V14H227ZM232 13V14H231ZM243 13V14H242ZM246 13V14H245ZM250 13V14H249ZM257 13H259V14H262V16H259V14H257ZM180 14V15H179ZM203 15V17L204 18H202V15ZM206 14V15H205ZM222 14H223V16H222ZM228 16H226V15ZM235 14V15H234ZM251 14H253V15H251ZM259 16V18H260V20L259 21H257L256 19L258 18V16ZM239 15V16H238ZM244 15V16H243ZM246 15H248V16H246ZM249 15H251V16H249ZM254 15H256V17H254ZM86 16V17H85ZM175 16H177V17H175ZM178 16H180L179 18H180V24H179V26H182V25H184L185 27H183L182 29H183V31H182V29H181V31L180 32H177L178 31V29H179V26H178V28L176 27H174L173 26V23H175L176 21H175V19L176 18H178ZM158 17V18H157ZM224 17H226V18H224ZM236 17H238V18H236ZM255 18V19H252V18ZM78 18H80V19H78ZM88 18V19H87ZM179 18H178V20H179ZM202 18V19H201ZM222 18V19H221ZM240 18V19H239ZM244 18H246V19H244ZM258 18V19H259ZM262 18V19H261ZM102 19V18H101ZM101 19H99V20H101ZM108 19V20H107ZM156 19V20H155ZM251 19V20H250ZM98 20V19H97ZM107 20V21H106ZM223 20V21H222ZM246 20V21H245ZM255 20V21H254ZM129 21V22H128ZM175 21V22H174ZM186 21H187V24H186ZM233 21V22H232ZM248 21H250V25H248L247 27H245L244 28V24L246 25V23H248ZM213 22V23H212ZM230 22V23H229ZM246 22V23H245ZM259 22V23H258ZM65 23V24H64ZM107 23V24H106ZM215 23H217V24H215ZM222 23V24H221ZM243 23V24H242ZM108 24H109V26H108ZM208 24V25H207ZM212 24H213V26H212ZM219 24V26L218 27H215L216 25H218ZM261 25V27H263V28H261L260 26V28H257L258 27V25ZM221 25V26H220ZM240 25H242V27L240 26ZM257 25V26H256ZM163 26V27H162ZM208 26V27H207ZM211 26V27H210ZM242 28V29H240V27ZM184 28H185V30H184ZM215 28H217V29H215ZM240 29V30H239ZM258 29H261V30H258ZM153 30V31H154ZM177 30V31H176ZM241 30H243V31H241ZM152 31V32H153ZM176 31V32H175ZM219 31V32H218ZM241 31V32H240ZM146 32H147V34H146ZM194 34V35H193ZM240 34V35H239ZM168 35V36H167ZM214 35V36H213ZM245 35H247V37L246 38H248V40H244V36ZM263 37H262V36ZM164 36H166V37H164ZM239 37V40H241V42L239 43V44H237V45H239V46H237V45H235V47H234V45L233 44H235V43H237V42H235V41H237V39H238V37ZM241 36H243V37H241ZM216 37L218 38V39H216ZM237 37V38H236ZM258 37V38H257ZM259 37H260V39H259ZM261 37L263 38L262 40H261ZM207 38V39H206ZM210 38H211V42H210V44H209V48L206 50V51H204V52H202V51H200L199 49H196V48H198V47H196V46H198L197 45V43L200 45V43L201 42H203V44H208L207 42H208V40L210 41ZM241 38V39H240ZM213 39H215V40H213ZM234 40L235 39V41H233L232 43H231V41L232 40ZM206 40V41H205ZM212 40L214 41V42H212ZM116 41V42H115ZM142 41V42H141ZM173 41V42H172ZM255 41H257V43H253V42H255ZM169 42V43H168ZM235 42V43H234ZM251 42V43H250ZM100 43L102 44L100 47H98L99 45H100ZM104 43V44H103ZM113 43V44H112ZM231 43V44H230ZM196 44V45H195ZM202 44V43H201ZM253 44H254V46H253ZM148 45V44H147ZM261 45H259V46H261ZM104 46V47H103ZM146 47V48H145ZM179 47V48H178ZM238 49H237V48ZM243 47H245V49L243 48ZM241 48V49H240ZM244 50H243V49ZM254 48V49H253ZM264 48V47H263ZM213 49L214 50H216L215 52L216 53H214V51H213ZM229 49V50H228ZM243 50V51H242ZM183 52H181V54L183 53ZM202 52V53H201ZM211 52V53H210ZM231 54H230V53ZM226 53H228V54H226ZM253 53V54H252ZM14 55H16L15 53H13ZM201 54H204L203 56H205L206 55V57H208L207 59V61L208 62H205V63H202L201 62V60H203V59H201L202 58V56H201ZM219 56H218V55ZM225 54V55H224ZM230 54V55H229ZM249 55V57H250V59H251V61L248 59L249 57H248V55ZM252 54V55H251ZM201 57H200V56ZM252 56V57H251ZM187 57V58H186ZM198 57H199V59H198ZM33 59V58H32ZM36 59V58H35ZM35 59H33L34 61H37V59L35 60ZM196 59V60H195ZM214 59V60H213ZM149 60H150V62H151V60H154V57H150L149 58ZM213 61V62H212ZM218 61V62H217ZM8 63H10L8 66L9 67H11L12 65L11 64H14V61H12V60H10V61H7ZM13 62V63H12ZM210 62V63H209ZM211 62H212V64H211ZM254 62V63H253ZM8 63H6V64H8ZM155 63V62H154ZM154 63H153V61H152V64L154 65ZM211 64V65H210ZM263 64V63H262ZM11 65V66H10ZM219 66V67H218ZM218 67V68H217ZM204 68V69H203ZM247 68V69H246ZM18 69V68H17ZM16 68L14 69V67L11 69H9L11 72H14L15 70H17ZM172 72H174V71H172ZM171 72V74H173ZM174 72V73H175ZM201 73V74H200ZM148 75L147 76H145V77H148L150 74L149 73H147ZM203 74V75H202ZM264 75V74H263ZM22 75H20L19 77H15V79L14 80H12V82L11 81H8L9 83L11 82V84L14 82H17L18 80H20L19 78L21 77ZM261 77V76H260ZM243 78V77H242ZM165 79V80H164ZM239 79H241L240 77H237V78H235L233 81H237V80H239ZM262 80H263V82H264V76H262V78H261ZM227 80V81H226ZM228 80H229V78H223L222 80H221V82H225V84L228 82ZM134 82V83H133ZM131 83V84H130ZM133 83V84H132ZM244 83H242L239 87L240 88H243V85ZM123 85V86H122ZM125 85V86H124ZM169 85V84H168ZM176 85V86H175ZM50 86V85H49ZM121 87H119V89L120 90H127V91H129V90H132L133 88H134V86H135V81H129V82H125L124 84L122 83L121 85H120ZM167 86V87H166ZM246 86V85H245ZM133 87V88H132ZM109 88V87H108ZM160 88V87H159ZM240 88H238V91L239 90H241ZM107 90V89H106ZM176 90V89H175ZM217 91V92H216ZM220 91V92H219ZM219 92V93H218ZM168 93H166V94H168ZM173 93L175 94V97H174V95H173ZM200 93V95H198ZM209 94V95H208ZM218 94H219V97H218ZM171 95V96H170ZM186 95H187V97H186ZM192 95H193V98H192ZM212 95V96H211ZM221 95V96H220ZM234 95H236V93H234L233 94V96ZM173 96V97H172ZM183 96H184V98H186V99H184L183 98ZM196 96H199V97H197V99L198 100H196L195 98H196ZM168 97L170 98V97H172L171 99H169L168 100ZM180 97V98H179ZM214 97H215V100H214ZM218 99H217V98ZM235 97V96H234ZM174 98V99H173ZM176 98V99H175ZM178 98V99H177ZM189 98H191V100L189 99ZM187 99H189V100H187ZM222 99H224L225 100V103H232L231 105L230 104H227L226 105V108H229L228 107V105H230V110L228 109H226L225 107H223V108H221L222 110H220V109H218L217 107H219L220 106V104H224V100H222ZM260 99H261V101H260ZM259 99V104L260 105H262V104H264V97H261ZM127 101L129 100V99H126ZM170 100H173V101H170ZM186 100H187V103H185L186 102ZM127 101L126 102H124V104L126 105H128L127 107L130 109V110H132V111H135L136 110V105H134L135 106V108H134V106H133V104H135V103H131L130 101L131 100H129L128 101V103H127ZM227 101V102H226ZM130 102V103H129ZM169 102H170V104H169ZM175 102V103H174ZM262 102V103H261ZM217 103V104H216ZM20 104V103H19ZM186 104V105H185ZM21 105V104H20ZM19 105V106H20ZM165 105V107H167ZM185 106V107H184ZM189 106V107H188ZM25 107V108H24ZM28 106H24V104H23V106H22V108H24L25 109V111H27V112H31V110H30V108L28 107ZM200 107V108H199ZM188 110H187V109ZM215 108V109H214ZM206 109V108H205ZM209 109V110H208ZM226 109V110H225ZM184 110V113H186V111ZM215 110H216V112H215ZM218 110V111H217ZM161 111V112H160ZM200 111V112H201ZM229 111V112H228ZM160 113V114H159ZM196 113V114H195ZM228 113V114H227ZM232 114V115H230V114ZM216 114V115H215ZM262 114H259V115H253V117L251 116L250 117V119H249V121L251 120V118L253 119V121L251 122V123H253L254 124V120L256 121V123H259V122H261L263 119H264V115H263V117L261 116ZM114 115H110V117H109V115H106V120L107 121H103L104 123H109V122H111L110 124H112V120H113V123H117L118 121H117V117H113ZM155 116V117H154ZM185 118H183V117ZM209 116H211V117H209ZM222 117V118H218V117ZM228 116H230V117H227ZM3 117V114L2 113H0V120H1V118ZM42 116H40V118H41ZM154 117V118H153ZM254 117H260V118H255L254 119ZM263 119H262V118ZM108 118V119H107ZM145 118V119H144ZM147 118V119H146ZM180 118L181 120V124H180V121L178 120V119ZM183 118V119H182ZM167 119V120H166ZM177 119V120H176ZM217 119V120H216ZM226 119H227V121H226ZM259 120V121H257V120ZM49 119H47L46 121H47V123L49 122L48 121ZM105 120V119H104ZM110 120V121H109ZM150 120V121H149ZM173 120H175L174 121V123H173ZM183 120V121H182ZM213 120V121H212ZM221 120H223V121H221ZM234 122H233V121ZM147 121V123H145ZM149 121V122H148ZM153 123H152V122ZM159 121V122H158ZM162 121V122H161ZM231 123H229V122ZM233 123H232V122ZM238 121V120H237ZM134 122V121H133ZM134 122V123H135ZM157 122V123H156ZM177 122V123H176ZM201 122V121H200ZM202 122H204V125H205V123H206V121H202ZM176 123V124H175ZM178 123H179V126H178ZM211 123V124H212ZM219 123V124H218ZM250 122L248 123V124H251ZM168 126H167V125ZM174 124V125H173ZM201 124V123H200ZM216 124H218L217 126H216ZM222 124V125H221ZM235 124H238L237 122H235L234 124H233V126L232 127H235ZM169 125H172V127L170 126V128H172V129H170L169 128ZM202 125H203V123H202ZM213 125V124H212ZM173 127H175V129L173 128ZM177 127H179V128H177ZM217 127V128H216ZM220 128V127H219ZM0 129H1V127H0ZM174 129V130H173ZM169 130H170V132H169ZM178 130V131H179ZM127 132V133H126ZM168 132H169V134H168ZM114 132H112V134H110V135H108L107 136V141H109V140H111V139H113V136L112 135H114V137H115V135H116V133H114ZM181 133V132H180ZM211 133V134H210ZM219 133V134H218ZM218 133L216 134V133H212V132H209V134H207V135H205V136H209V135H215L216 134V136H214L215 138H217V137H219V138H221V136H222V134L224 133L225 134V132L222 130V133H221V130H220V132L218 131ZM181 134H185V132H183V130H182V133ZM180 134V135H181ZM235 135L237 134V132L236 133H234ZM233 134V135H234ZM247 134H249V133H247ZM247 134H245V136L246 137H248L249 135H247ZM262 134H264V132L262 133ZM132 135V136H131ZM235 135L233 136V137H235ZM117 135H116V137H118ZM130 136H131V138H130ZM190 136V137H189ZM192 136V137H191ZM205 136H203L204 138H206ZM262 136H264V135H262ZM137 137V138H136ZM169 139H168V138ZM202 137V138H203ZM225 137V136H224ZM236 137H237V135H236ZM235 137V139H234V142H233V140H231L232 141V143L230 144V145H228V146H225V147H227V149L226 148H224V150H227L229 153H231L232 151H235V149L237 150L238 148H236L237 147V145L239 146V150L240 149H243V148H245V149H247L245 146V143L247 144V140H245V142L243 143V136H241V137H237L236 138ZM250 137V136H249ZM109 138V139H108ZM111 138V139H110ZM124 138V139H123ZM128 138H130V139H128ZM133 138V139H132ZM192 140H190V139ZM208 138V137H207ZM222 138H223V136H222ZM245 138V137H244ZM263 138V139H262ZM261 138V136L259 137V139L261 140H258V146H256V148H260L261 147V144H262V147L260 148V150L262 151V150H264V137H262ZM120 139H121V141H120ZM171 139V140H170ZM237 139H239V140H241L240 142H239V140L238 141H236ZM246 139V138H245ZM248 139V138H247ZM249 139H251V138H249ZM119 140V141H118ZM130 140V141H129ZM132 140V141H131ZM135 140V141H134ZM137 140V141H136ZM150 140V141H149ZM177 140H178V142H177ZM194 140L195 141H197L196 143L194 142ZM187 141H189V142H187ZM230 141V142H231ZM151 142V143H150ZM186 142V143H185ZM192 142V143H191ZM194 142V143H193ZM198 142L200 143V145L202 146H199V144H198ZM262 142V143H261ZM138 143V144H137ZM180 144V145H178L177 146V144ZM191 144V147H190V144ZM242 143L244 144V146L242 145ZM261 143V144H260ZM113 144H115V143H113ZM112 144V146H114ZM144 144V145H143ZM149 144H151V145H149ZM176 144V145H175ZM194 146H193V145ZM235 144V146H233ZM240 144V145H239ZM135 145V146H134ZM167 145V147H165ZM125 146V147H124ZM127 146V147H126ZM131 146H134V147H136V149H134L133 147H132V149L130 148ZM144 146L145 147H147V149H150L151 151L150 152H148V150L146 149V148H144ZM173 148H172V147ZM195 146H197L198 148H199V151H198V148H196ZM204 146V147H203ZM231 146V147H230ZM150 147V148H149ZM180 147V158H178L177 159V156H179L178 155V153H179V149H177V148H179ZM188 147H190V148H188ZM201 147V148H200ZM121 148V149H120ZM128 148V149H127ZM132 150H130V149ZM141 148H143V149H146L145 151H146V153H145V151L143 150V149H141ZM152 148V149H151ZM184 148V149H183ZM195 148L197 149V151H198V153H195L196 152V150H195ZM207 148H208V150H207ZM232 148V149H231ZM234 148V149H233ZM255 148V149H256ZM116 149H118V150H116ZM124 151H123V150ZM141 149V150H140ZM167 149H168V152H169V149H171V151L168 153V154H170L171 153V156H173V157H171L170 158V156L169 155H167L166 154V152L165 151H167ZM173 149H174V151H176V152H174L173 151ZM177 149V150H176ZM191 149L192 150H194V151H191ZM202 149V151H200ZM212 149V150H211ZM215 149V150H214ZM230 149V150H229ZM40 150H42V149H38V151L37 150H35V151H37L38 152V154H37V156H40V155H42V152L43 151H40ZM120 150V151H119ZM135 150V151H134ZM139 150V152H141L140 154L141 155H139L138 153L139 152H137ZM144 151V153H143V151ZM184 150V151H183ZM211 150V151H210ZM214 150V151H213ZM33 152L34 153V155H36V152ZM136 153V154H133L132 156L130 155V153ZM163 151L165 152V154L167 155V157L166 156H164V154H163ZM190 151H191V153H190ZM203 151H205V152H207L206 154H205V152H203ZM244 151H246V150H243V152ZM39 152H40V154H39ZM119 152V153H118ZM122 152V153H121ZM184 152V154H185V157H184V154H182ZM193 152V153H192ZM199 152H201V153H199ZM249 149L245 152V156L244 157H246V154L247 155H249V157H252V154H251V152H249ZM264 152V151H263ZM108 153H110V152H108ZM107 153V157H113L114 155L112 154V155H110V154H108ZM125 153V154H124ZM127 153H129V155H127ZM172 153H173V155H172ZM190 153V154H189ZM208 153L210 154V153H212V154H210V155H208ZM120 154L123 156V159H121L122 158V156H120ZM144 156H146V157H144ZM191 154H193V155H195V156H191V157H193V158H191L190 157V155ZM204 154L206 155V156H204ZM190 157V160L188 161V156ZM42 156H45V154L43 153V155ZM41 156V157H42ZM97 156V155H96ZM118 156H120V157H118ZM138 156V157H137ZM143 156V157H142ZM154 158H153V157ZM158 157V159H157V157ZM160 156V157H159ZM175 156V157H174ZM202 156H200V157H202ZM99 157V156H98ZM103 157H105V156H103ZM134 157V158H133ZM139 157H142V158H144V159H142V158H139ZM156 157V158H155ZM164 157H166V158H169L168 159V161L166 160V158H164ZM215 157V156H214ZM248 157V156H247ZM262 157V156H261ZM43 158V157H42ZM126 160H125V159ZM128 158V159H127ZM131 158H133V159H131ZM139 160V161H137V159ZM147 158V159H146ZM150 158H153V160L152 159H150ZM194 158H196V159H194ZM208 158V157H207ZM217 158V157H216ZM131 159V160H130ZM140 159H142V160H140ZM148 161H146V160ZM158 161H157V160ZM162 159V160H161ZM195 161H194V160ZM212 159H214V158H212ZM123 160V161H122ZM133 160H134V162H133ZM154 161V160H156V161H154L153 162V164L151 163V165H150V162L151 161ZM165 160V161H164ZM171 160V161H170ZM192 160L194 161L193 163H192ZM125 161V162H124ZM127 161V162H126ZM150 161V162H149ZM173 161V162H172ZM175 161V162H174ZM143 162V163H142ZM144 162L146 163V164H144ZM159 162V163H158ZM190 162H191V164H190ZM108 163V162H107ZM106 163V164H107ZM123 163H125V164H123ZM127 163L128 164H130V167H129V165H127ZM149 163V164H148ZM164 163V164H163ZM172 163V164H171ZM175 163V164H174ZM213 162H210V164H212ZM235 163H237V162H235ZM234 163V164H235ZM241 163V164H240ZM239 164L240 165H238V166H240V170H242V171H240L239 173H241V174H238V172L236 173V174H233V175H227L226 174V176H224V175H218L217 174V176H220V177H225V180H226V182L228 183V184H230L231 185V182H232V180H233V178L235 177L236 179H238V177H240L241 178V181L242 180H244L247 176H248V174H247V172H246V170H248V173H250V172H252L253 171V169L254 168H249V167H251V166H253V164L252 165H250L249 167H247L246 168V166H247V164H245V162L244 163H242V161L240 162ZM254 163V162H253ZM105 164V165H106ZM134 164V165H133ZM162 164V165H161ZM166 164H167V166H166ZM188 164V165H187ZM209 164V163H208ZM207 164V165H208ZM225 165H230L231 163L229 162V163H224ZM238 164V163H237ZM123 165V166H122ZM127 165V166H126ZM131 165H132V167H131ZM142 165V166H141ZM148 165V166H147ZM245 165V167H243V166ZM122 166V167H121ZM153 166V167H152ZM157 166V167H156ZM171 166V167H170ZM198 166H200L202 169H200V168H198ZM221 165H219L218 167H220ZM237 166V165H236ZM241 166H242V169H241ZM146 167V168H145ZM65 168H66V166H64V168L62 167L61 169H62V171L61 172H63V170H65ZM125 168V169H124ZM129 168V169H128ZM135 168V172L137 171L136 170V167H134ZM133 168V169H134ZM169 169V171L167 170V169ZM207 168V169H206ZM249 168V169H248ZM264 168V167H263ZM38 169V168H37ZM37 169H35V172H36V170ZM41 169H43V168H41ZM41 169L39 168L37 171H41ZM67 169V168H66ZM165 169H166V171H165ZM172 169H174V170H172ZM196 169V170H195ZM209 169V170H208ZM213 170V173H211L212 172V170ZM245 169V173H244V170ZM149 170V171H148ZM205 171V172H203L204 173V176L207 174V173H211V175L210 174H208V176H207V178H206V181H208L209 179V183L208 182H204L205 183V185H204V183L202 184L201 182L202 181H194L193 180V178L195 177L196 178V176L199 174L198 172H200V171ZM211 170V171H210ZM263 170V169H262ZM151 171V172H150ZM157 171V172H156ZM192 171H193V173H192ZM214 171H215V173H214ZM264 171V170H263ZM65 172H66V170H65ZM128 172V171H127ZM134 172V174L136 175L137 174V172L135 173ZM147 172H150L149 174H150V176H153V175H155V176H153V177H149V174L147 173ZM163 172H166V173H168L169 172V179H167V181L169 182V180H170V182H173V183H170V185L172 184V185H175L176 183L178 184V186H182L180 189H173V190H171L172 189V187H170V188H167V189H165L164 191H159V190H156V187H158L159 185H160V183H159V175H160V173H163ZM176 172V173H175ZM179 172V173H178ZM191 172V173H190ZM218 172H219V170H218ZM143 173H145V174H143ZM190 173V174H189ZM197 174V175H196ZM243 174H244V176H246V177H243ZM246 174V175H245ZM144 175L145 177L143 178L142 176ZM188 175V176H187ZM210 175V176H209ZM141 176V178L143 179V181H142V179L140 178L139 180H138V177H140ZM180 176V177H179ZM184 179H183V178ZM191 179H189V178ZM209 177V178H208ZM211 177V178H210ZM231 177H232V179H231ZM177 178H179V179H177ZM234 178V179H235ZM242 178H244V179H242ZM148 180V182L149 183H147V180ZM154 179V180H153ZM197 179V178H196ZM195 179V180H196ZM231 179V180H230ZM125 180H129L127 177H126V179ZM134 180V181H133ZM146 180V181H145ZM156 180V181H155ZM185 181V180H190L191 181V183H192V185H191V187H185L184 185V183H182L181 181ZM212 180V181H211ZM239 180V179H238ZM137 181H139L138 182V184H137ZM141 181H142V183H144L142 186H141ZM194 181V182H193ZM214 181V182H213ZM240 181V180H239ZM134 182V183H133ZM195 182H196V186L194 185L195 184ZM212 182H213V185H214V183H215V185L213 186V185H210V184H212ZM220 182V183H219ZM223 182V183H222ZM230 182V183H229ZM130 185H129V184ZM140 183V184H139ZM150 183H151V185H150ZM198 183H201L200 185L203 187V189H202V193H201V186L198 184ZM226 183V184H227ZM134 184V185H133ZM153 184V185H152ZM176 184V185H177ZM198 184V185H197ZM219 184L221 185V186H226L225 188L227 189H223V188H221V186L219 187ZM224 184V185H223ZM148 186V188H146V186ZM171 185V186H172ZM134 186V187H133ZM145 186V187H144ZM155 188H154V187ZM204 186L206 187V188H204ZM207 186H209L210 188H208ZM200 188V189H197V188ZM218 187V188H217ZM114 188V189H113ZM140 188H141V190H140ZM152 188H154V189H152ZM221 188V189H220ZM111 189V190H110ZM150 189V190H149ZM152 189V190H151ZM196 189V190H195ZM208 189V194L206 193L207 190ZM214 189L216 190V191H218V193L215 191L214 192ZM220 189V190H219ZM223 189V190H222ZM111 192H110V191ZM176 192H175V191ZM177 190H179V191H177ZM131 192V194H128V193H130ZM136 191H137V193H136ZM139 191V192H138ZM158 191V192H157ZM168 191V192H167ZM196 191V192H195ZM200 191V192H199ZM205 191V193H203ZM221 191H223V193L221 192ZM226 191V192H225ZM122 192V191H121ZM133 192H135V193H133ZM172 192V193H171ZM174 192V193H173ZM195 192V193H194ZM222 193L221 194V196L224 194V192L226 193V195H225V198H222L221 196L218 198V195H220V193ZM228 192V193H227ZM252 192V193H251ZM113 193H114V195H113ZM116 193L118 194V195H116ZM140 193V194H139ZM149 193V194H148ZM163 193H164V195H163ZM167 193V194H166ZM178 193H180L179 195H177ZM210 193V194H209ZM215 193V194H214ZM249 193H251V194H253L252 196H251V194H249ZM102 194V195H101ZM120 194V195H119ZM134 194V195H133ZM141 194H143V197H142V195ZM146 194V195H145ZM152 195V196H149V195ZM170 194V195H169ZM177 195L178 196V199L176 198H173V199H169L170 201L168 202V200H164V199H168V198H170L169 196H174V195ZM203 194V195H202ZM240 194V193H239ZM242 194H243V196L245 195V197L248 199H246V198H244L243 196H242ZM106 197H105V196ZM111 195V196H110ZM139 195H141L140 197L144 200H141V199H139V200H141V202L139 201V200H137L138 199V197H139ZM144 195H145V197H144ZM207 195V196H206ZM214 195H216V196H214ZM234 195V196H233ZM60 196H63V194H61ZM97 196L98 197H101V198H98L97 199ZM108 196V197H107ZM115 196H118V198L116 197L115 198V200L111 203V201H112V197H115ZM164 196V197H163ZM235 196H238L237 198H238V200H236L237 198L235 197ZM104 197V198H103ZM125 197H126V199H125ZM131 197H133V198H131ZM200 197V198H199ZM202 197H204L203 198V200H200ZM213 197V198H212ZM218 199H216V198ZM254 197V198H255ZM107 199V201H106V199ZM180 198V199H179ZM205 198H207V199H205ZM250 198V199H249ZM9 199H10V201H9ZM9 199H7V201L11 204V202L13 203V206L15 205V207L16 208H18V207H20L19 205L21 204L20 202L21 201H16V202H13V201H15L14 199H11V198H9ZM135 199V200H134ZM186 199V200H185ZM209 199V200H208ZM214 199V201H211V200H213ZM232 199H233V201H234V199L237 201H232ZM109 200H110V204L113 206L114 205V203H115V205L112 207L108 202H109ZM117 200H119V201H117ZM149 200V199H148ZM151 200V199H150ZM173 200V201H172ZM197 200H198V202H197ZM241 200H244V201H242V202H244V203H238L239 201H241ZM247 200V201H246ZM120 202L121 204H119V203H117V202ZM203 201V203H206V204H204L203 205V203H201ZM205 201V202H204ZM217 201V202H216ZM219 201V202H218ZM250 203H249V202ZM17 202H18V204L19 205H17ZM68 202V205H66V203ZM70 202V203H69ZM101 202V204H103ZM130 202L131 203H135V202H139L137 205L139 206H137V207H134V206H132V204L130 205ZM145 202V203H144ZM187 202V203H186ZM211 202V203H210ZM214 202H216L215 204H214ZM246 202H248V203H246ZM8 203V204H9ZM126 203H127V205L129 206V208H128V206L126 205ZM165 203V204H164ZM233 203V204H232ZM235 203V204H234ZM23 204V203H22ZM71 204H72V206H74V207H71ZM109 204V205H108ZM119 204V206H117ZM143 204H145L144 206H143ZM197 204V205H196ZM208 204V205H207ZM212 204V205H211ZM240 206L239 208L240 209H244L243 211H241V210H238L235 206H237L238 207V205ZM244 204L248 207V208H243L242 206H244ZM248 204V205H247ZM254 206H253V205ZM52 205V204H51ZM50 205V206H51ZM108 205V206H107ZM124 206V208L126 207V209L124 210H122V208L123 207H121V206ZM148 205V206H147ZM172 205V206H171ZM193 205H195V206H193ZM233 205V206H232ZM25 205H22V207H24ZM27 206V205H26ZM77 206V207H76ZM79 206L82 208H79ZM132 206V207H131ZM147 206V207H146ZM170 206L172 207V209H174V210H172L171 208H170ZM198 208H197V207ZM205 208H204V207ZM64 207V208H63ZM70 207L72 208V209H70ZM76 207V208H75ZM134 207V208H133ZM140 207H141V209H140ZM167 207H169L170 209H171V211H170V209H168ZM174 207V208H173ZM178 207V208H177ZM252 207V208H251ZM255 207V208H254ZM34 208V209H33ZM136 208V209H135ZM188 209V211L186 210V209ZM190 208H191V210H190ZM193 208V209H192ZM208 208V209H207ZM222 208L223 207H221V209L219 208V209H217V210H213V216H211V214L208 212L207 213V215L205 216V217H207V216H211V217H209V219L211 220V221H215V220H217L218 219V217H217V215H219L220 213H221V211H222ZM232 208V209H233ZM250 208V209H249ZM262 208H263V210H264V206H262L260 209H261V211H262ZM40 209L42 210V211H40ZM48 209L49 210H51V211H53V212H50V211H48ZM61 209H64V210H61ZM85 209V212H83L82 210H84ZM118 209H120V211H118ZM133 209L135 210V212H136V210L137 209H139V210H137V212L135 213L134 211H133ZM144 209V210H145ZM178 209H180V211L178 210ZM196 209V210H195ZM209 209V210H210ZM223 209H225V208H223ZM247 209H248V211H247ZM255 209V210H254ZM260 209L258 208L257 209V212L254 214L255 216H254V218H255V221H253V222H255V223H257V222H259L260 220H258V219H261L262 218V220H261V222H259V227H258V223H257V225H256V227H254L253 228V230L254 229H256L257 231L259 230V228H260V226H262V223H263V221H264V217H262V214H263V211L261 212L260 211ZM60 210V211H59ZM69 210V211H68ZM73 210V211H72ZM80 210V211H79ZM113 210V211H112ZM142 212H141V211ZM193 210V211H192ZM220 210V211H219ZM247 212H246V211ZM59 211V212H58ZM79 213H78V212ZM83 213H82V212ZM117 211H118V213H117ZM133 211V212H132ZM148 211L146 212L147 214H148ZM158 211V210H157ZM175 211H176V213H178L177 211H179L180 212V217L179 218H177V219H175L176 221H174V219H172L171 217H173L174 215H175ZM211 211V210H210ZM217 211H218V214H216L217 213ZM239 211V212H238ZM259 211V212H258ZM28 212V211H27ZM38 212V213H39ZM51 214H50V213ZM56 212V213H55ZM64 212V215L62 214V213ZM82 214H81V213ZM87 212V213H86ZM114 212H115V214H114ZM119 212H125V213H123V214H119ZM131 212V213H130ZM140 214H139V213ZM165 212V213H164ZM174 212V213H173ZM193 214H192V213ZM212 212V211H211ZM225 212V210L223 211V213ZM246 212V213H245ZM260 212L262 213L261 215H259L260 214ZM45 213V214H44ZM48 213V215L49 216H51L50 218H49V216H47L46 214ZM53 213V214H52ZM57 213H58V215H57ZM72 213V214H71ZM84 213H86V214H84ZM94 213V214H93ZM112 213H113V215H112ZM223 213H221V215L223 214ZM248 213V214H249ZM259 213V214H258ZM54 214H56V215H54ZM63 215V217H61L62 215ZM66 214H68L67 215V217H65V215ZM78 214H80V215H78ZM134 214V215H133ZM136 214V215H135ZM183 214V215H182ZM192 214V215H191ZM195 214H197V213H195ZM214 214H215V217H217V218H215L214 217ZM239 214H241V215H239ZM89 215H87V216H89ZM108 215L110 216V217H108ZM118 215V216H117ZM172 215V216H171ZM190 215V216H189ZM224 215V214H223ZM259 215V216H258ZM116 216V217H115ZM125 216V215H124ZM138 216V217H139ZM161 216V217H160ZM170 216V218H168V217ZM242 216V217H241ZM258 216V217H257ZM45 217V218H44ZM48 217V218H47ZM90 217V216H89ZM102 217V219H105V218H103ZM112 217V218H111ZM159 217H160V220H159ZM163 217V218H162ZM164 217H166L165 218V220H164ZM187 217V218H186ZM241 217V218H240ZM261 217V218H260ZM60 218V219H59ZM63 218V219H62ZM161 218H162V220H161ZM202 218V219H201ZM204 218V219H203ZM208 218V217H207ZM245 218V219H244ZM257 218V219H256ZM51 219V220H50ZM192 219V218H191ZM46 220H48V221H46ZM158 220V221H157ZM168 220V221H167ZM186 220V221H185ZM189 220V221H188ZM200 220V221H199ZM240 220V221H241ZM242 220V221H243ZM165 221V222H164ZM172 221V222H171ZM173 221H174V223H173ZM206 221V222H205ZM240 221H237L238 223L237 224H240L239 225V227H238V225H237V227H235V230H244L245 228L244 227H246V226H248V224H246V221H243V223L242 222H240ZM156 224H155V223ZM167 222V223H166ZM171 222V223H170ZM188 222V223H187ZM198 222H199V224H198ZM201 222V223H200ZM240 222V223H239ZM52 223V222H51ZM170 223V224H169ZM191 225H190V224ZM60 224V225H59ZM195 224H198V226H202L203 224V226H204V228L206 229L205 230V232L203 233V234H201V233H199V229L197 230L196 229V231H195V229L193 230L192 229V231H191V229H190V227L191 226H195ZM211 224V225H210ZM243 224H245V226H241V225H243ZM59 225V226H58ZM155 225V226H154ZM171 225V226H170ZM176 225V226H175ZM208 225H210V226H208ZM230 225H232L231 223H230ZM157 226V227H156ZM159 226V227H158ZM169 226V227H168ZM206 226V227H205ZM236 226V225H235ZM193 227H191V228H193ZM211 227V228H210ZM5 228V227H4ZM4 228H3V226L1 227L0 226V229L1 230H4ZM56 228V229H55ZM150 228V229H149ZM158 228V229H157ZM178 228V229H177ZM258 228V229H257ZM97 229V230H96ZM162 229V230H161ZM163 229H165V230H163ZM174 229H176L177 231H175ZM180 229V231H178ZM190 229V230H189ZM211 229V230H210ZM214 229V230H213ZM51 230H53V231H51ZM54 230H55V232H54ZM80 230L83 232H80ZM155 230V231H154ZM172 230V231H171ZM10 231H12V230H10ZM60 231H62L61 232V234H59V232ZM78 231V232H77ZM168 231V232H167ZM190 231V232H189ZM207 231V232H206ZM257 231H255L254 230V232L257 234V236L259 235L258 234V232ZM75 232V233H74ZM86 234H85V233ZM196 232V233H195ZM198 232V233H197ZM211 232V233H210ZM12 233V232H11ZM78 233H80V234H78ZM89 233H91L92 234V236H90V234ZM99 233H100V231H99ZM98 233V234H99ZM148 233V234H147ZM260 234H261V232H259ZM54 236H53V235ZM82 234H83V237H82ZM130 234H131V232H130ZM132 234H134V233H132ZM131 234V235H132ZM178 234V235H177ZM195 234V235H194ZM200 234V235H199ZM88 237V235H89V237L86 239V237ZM135 235V234H134ZM149 235V236H148ZM151 235V236H150ZM156 235V236H155ZM172 235H173V237H172ZM175 235H177V236H175ZM179 235H181V236H179ZM197 235H199V236H197ZM262 235V234H261ZM52 236L54 237V238H52ZM73 236V237H72ZM147 236V237H146ZM175 236V237H174ZM183 236H185V237H183ZM197 236V237H196ZM206 236V237H205ZM260 236V235H259ZM59 237V238H58ZM77 237V238H76ZM169 237V238H168ZM172 237V238H171ZM183 237V238H182ZM191 237V238H190ZM74 238V239H73ZM86 240H85V239ZM189 238H190V240H189ZM204 238V239H203ZM246 239L247 237L246 236H243V237H240L239 239H241V240H238V241H242V239ZM54 239V240H53ZM82 239V240H81ZM84 239V240H83ZM90 239V240H91ZM148 239V240H147ZM150 239L152 240V241H150ZM186 239V240H185ZM202 239L205 241L204 243H205V246H204V244H201L200 245V242L202 241ZM29 240H31V239H29ZM28 240V241H29ZM66 240H68L67 242H66ZM81 240V241H80ZM177 240V241H176ZM201 240V241H200ZM25 241L26 240H23V241H21V242H23V243H21L20 244V247H16V245H15V242H13V244H14V249L17 251V252H20V254H22V255H20L19 256V254L16 252V251H14V252H16L15 253V255H14V259L16 260H14L13 262H9V263H7V264H12V263H14V264H19V262H21L20 264H24V260L26 261V262H30V260L31 261H33V262H35V260H39V258L41 259V256L42 257H45V256H48L49 254H51L52 253V255H57L56 254V252L57 251H54L53 252V250L51 251L50 249H49V251L47 252V250H46V248H45V246L43 245L42 247H41V251L39 250V249H37V250H39V252H40V254L37 252V250L32 246V248H31V245L29 246H27V244L25 245ZM76 241V242H75ZM78 241H80V243L78 242ZM84 241H87V242H85L84 243ZM92 241V240H91ZM149 241V242H148ZM144 242H145V244H144ZM203 242V241H202ZM74 243H72V244H74ZM82 243H84V244H82ZM146 243H148V244H150V245H148L147 246V244ZM153 243V242H152ZM208 243V244H207ZM66 244V245H67ZM109 244V245H108ZM214 244H215V247H214ZM21 245H23L24 246V248H23V246H21ZM108 245V246H107ZM208 245V246H207ZM11 246H13V245H11ZM68 246V245H67ZM66 246V247H67ZM91 246V247H90ZM106 246H107V248H106ZM147 246V247H146ZM151 246V247H150ZM204 246V247H203ZM7 247V246H6ZM6 247H5V245L2 247H0V250L1 251H4V249L6 250ZM24 249H22V248ZM27 247V248H26ZM29 247V248H28ZM110 249H109V248ZM111 247H113V248H111ZM151 249H150V248ZM198 247V248H197ZM199 247H200V249H199ZM217 247V248H216ZM17 248H19V249H17ZM91 248H93V249H91ZM116 248V249H115ZM202 248V249H201ZM10 249V248H9ZM9 249H7L8 251H9ZM25 249H28V251L27 250H25ZM31 249H34L36 252H34L33 250H31ZM48 249V248H47ZM112 249V250H111ZM128 250H129V248H127ZM145 249H146V251H145ZM150 249V250H149ZM20 250V251H19ZM24 252H23V251ZM57 250H59V249H57ZM92 250H94V251H92ZM109 250V251H108ZM111 250V251H110ZM151 250H152V252H151ZM197 250V251H196ZM105 251H107V252H105ZM130 251H131V249L129 250V251H126L125 252V256L123 257L124 258V260H123V258H121L122 260H118L119 262H120V264H125L127 261H128V257L130 256ZM10 252V251H9ZM27 252V253H26ZM34 252V253H33ZM50 252V253H49ZM92 252V253H91ZM129 254H128V253ZM143 252V253H144ZM209 252H210V254H209ZM212 252V253H211ZM27 255H26V254ZM41 253H45L44 255L43 254H41ZM49 253V254H48ZM55 253V254H54ZM91 253V254H90ZM107 253H108V255L109 256H107ZM126 253L129 255V256H126ZM140 253H141V259L142 260H146L147 258V256L145 255H143L142 254V252L140 251ZM208 255H207V254ZM26 255V256H25ZM32 255V256H31ZM34 255H36V256H34ZM95 255V256H94ZM103 255V256H102ZM183 255V256H182ZM214 257H213V256ZM70 256V257H69ZM94 256V257H93ZM97 256H99V257H97ZM106 256L108 257V258H106ZM175 256H177V255H175ZM188 256V257H187ZM211 256V257H210ZM18 257V258H17ZM30 257H32L33 259H30ZM36 257H37V259H36ZM96 257V258H95ZM102 257V258H101ZM167 257V258H166ZM174 257V256H173ZM208 258L209 257V259H206V262L207 263H205V258ZM213 257V258H212ZM227 257H229V256H227ZM27 258V259H26ZM72 258L73 260L75 259V261L76 262H74L73 260H70V259ZM95 258V259H94ZM196 258H199V259H196ZM212 258V259H211ZM35 259V260H34ZM80 259V260H81ZM85 261H86V258H83ZM82 259V260H83ZM94 259V260H93ZM167 259V260H166ZM171 259V260H170ZM211 259V260H210ZM107 260V261H108ZM112 261H113V259H111ZM110 260V261H111ZM126 260V261H125ZM174 262H173V261ZM194 260L195 261H197V262H194ZM199 260H200V262H199ZM203 260V261H202ZM222 260L224 261V263L222 262ZM226 260V261H225ZM65 261V262H64ZM117 261V263H116V260H114L113 262H115L116 264H118L119 262ZM121 261H122V263H121ZM123 261H125V263L123 262ZM171 261V262H170ZM193 261V262H192ZM74 262V263H73ZM152 263H154V264H158V263H160V262H163V261H158V262H156V260L154 261H151ZM156 262V263H155ZM163 262V263H164ZM181 262V263H180ZM187 262H189V263H187ZM192 262V263H191ZM114 263V264H115ZM152 263H147V264H152ZM162 263V264H163ZM201 263V264H202ZM221 263H219V264H221ZM1 264H3V262L1 263ZM4 264H6L5 262H4ZM48 264V263H47ZM111 264H113L112 262H111ZM161 264V263H160Z\"/></svg>", "mask_w": 264, "mask_h": 264}]
</instances>
